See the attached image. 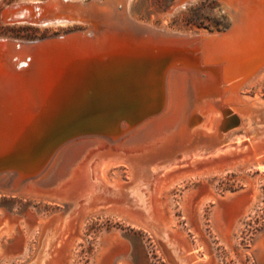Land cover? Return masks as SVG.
<instances>
[{
	"label": "rangeland",
	"instance_id": "374dc122",
	"mask_svg": "<svg viewBox=\"0 0 264 264\" xmlns=\"http://www.w3.org/2000/svg\"><path fill=\"white\" fill-rule=\"evenodd\" d=\"M90 3L97 4L105 11L114 8L126 11L138 23L146 26L190 34L188 38L172 43L194 50L196 57L201 58L203 67L211 64L218 69L222 64L212 61L221 56L207 51V42L211 40L209 35L221 36L231 31L238 11L232 0H0V43L1 39L6 38L14 41L17 49L30 50L33 47L35 57V63L30 66L33 71L26 76L27 81L23 78L29 68L20 65L7 68L0 61V135L9 134L31 121L39 108L35 101L38 92L48 98L61 93L58 97L62 111L68 109L66 113L69 114L76 112L78 105L75 108L73 105L78 103L76 97L85 79H77L80 73L68 76L73 71L68 69L70 64L77 63V60H73V54H63V57L54 55L64 43L77 45L85 38H94L90 33L91 24L85 21L87 18L79 16L84 21L77 18L78 6ZM62 4L76 6L65 10ZM47 8L55 9L59 15L64 13L70 16L72 23L45 26L25 21L20 15L21 11L31 12L32 15H38L41 11L44 14ZM108 42L113 46L120 43L128 50L135 44L131 31L112 32L109 38L98 41V44L104 45V48ZM132 50L135 49L129 52ZM209 54H212L211 57ZM29 55L27 51L23 53L28 60ZM124 55L129 56L127 53ZM207 57L209 61L205 62ZM171 71L187 74L179 69ZM178 84L177 90H182L183 83L180 81ZM245 88L238 92L248 98V103H241L240 106L255 101L261 103L260 98L264 101V82L260 87H247V92ZM238 116L239 123L229 131L228 141L232 145L231 150L239 147L235 154L224 153L223 157L201 158L199 161L194 159L182 166H174L163 174L147 175L144 180L140 175L138 180L131 183L128 191L118 196H108L109 200L118 204L127 202V207L140 216L146 217L144 213L150 215L158 230L165 231L168 240L161 241L142 228L135 229L109 217H99L87 223L83 230L78 228L80 231L76 230L74 222L71 233L60 236L59 241H53L51 259L46 263L95 264L97 256L108 248L102 257L105 264H258L253 252L256 240L264 230V158H255L253 145L258 139L264 140V124L257 126L247 116ZM212 124L214 121L210 122L209 127ZM236 156H243L241 164L237 168L226 166L227 160ZM201 173L206 174L202 179L199 176ZM156 177L162 184L169 180H182V184L170 191L164 204L154 193L157 188L152 189L151 186ZM166 178L168 180L164 181ZM103 180L110 183L119 181L120 184L130 182L129 169L119 165ZM0 183V210L17 224L16 236L2 246L0 264H26L36 254V238L40 234L35 228L41 225L40 219L42 221L63 207L24 199L5 191L2 186L6 184L5 181ZM135 198L141 199L138 205L134 204ZM150 199L154 201L152 204H149ZM107 237L112 241L105 242Z\"/></svg>",
	"mask_w": 264,
	"mask_h": 264
},
{
	"label": "bare ground",
	"instance_id": "6f19581e",
	"mask_svg": "<svg viewBox=\"0 0 264 264\" xmlns=\"http://www.w3.org/2000/svg\"><path fill=\"white\" fill-rule=\"evenodd\" d=\"M232 1V4L237 5L238 10H236L237 13H235L233 28L229 34L223 37L212 36L214 39L207 42L209 44L207 46L209 48L207 51H211L215 56H221L220 58L225 61V64L220 66L219 70L220 74H222L223 71L226 82H231L238 77H243V84L234 81L236 85V87H234L235 90L244 86H246V88L253 86L260 87L262 82H264V66L261 67V65L264 64V0ZM74 6L76 5L62 4V8L65 10ZM78 8L77 18L82 21L84 20L79 16H84L87 18L85 21H88L91 24L90 33L94 38H85V41L81 40L77 45L64 43L63 46L59 47L57 53L54 55L63 57V54L66 56H71L70 54H73L72 57H75L73 60H77V63L70 64L71 66L68 67V69H73V71L68 76L80 73V77L78 76L77 79H85L83 87H81L79 90V96L77 95L76 97L78 99V103L73 105L74 108L76 107V104L78 105L76 112L69 114L66 113L68 109H66L64 112L62 111L63 107L62 105L59 107L60 100L58 97L61 93L56 97L53 96V98H48L45 95L42 96V94L38 92L35 101L36 103L38 102L37 106H39V108L32 117L31 121H29V123L24 127L13 130L9 134L3 133L0 135V154H2L3 157L6 153L8 155V159L22 157V160L31 163L33 161L30 159H32L35 155L45 151L50 141H53L55 138H59L61 135L66 136V131L69 129V127L74 126L75 124L93 123V121L95 123V121H100L105 118L108 120L116 119L117 117L122 116L124 111L134 109L136 107L135 103L141 100L137 95L132 97L127 94L126 89L129 90V88H126L128 79L136 76L138 77L137 79L142 80V75H144V71H142L144 69L142 68L144 65H146L148 62H152V65L156 66L153 64L156 59H159L156 55L162 57V55L172 54L173 50L171 46L168 47L166 46L167 44L156 45L152 41L148 42V40H144V38H142L140 35L146 32L149 33L152 31V29L156 30V28L138 23V21H136L133 17H130L128 13H125L126 11H119L115 8L112 11H105L98 8L97 4L92 3L85 4L84 6H78ZM47 9L48 11L46 10V13L44 14L39 10L40 13L38 15H32L31 12H29V14L27 12L23 13V11H21L20 15L25 21H32L45 26H62L66 23H72V18L70 16L67 17L64 13L59 15L53 8ZM15 16L16 15H14V17ZM129 30H133L136 34L135 44L132 45V48H129V50H135L129 52V50L124 48V46H121L120 43H116L113 46L112 43L108 42L109 44L106 46L107 48H103L104 45L100 46L98 44V41L109 38V36L112 35V32H128ZM157 30L168 34L176 33L180 34L181 36H191L190 34L184 35L166 29ZM1 42L0 61L3 62L7 68L15 66L17 68L19 65L22 68H29L28 70L26 69L27 73L24 74L23 78L24 81H27L26 76L31 73V71H33V68L31 69L30 66L33 64V62L35 63L34 52L32 51L33 47H31L30 50H26V48L17 49L15 42L6 38L1 39ZM26 51L30 54L29 60L26 57H23V53ZM104 51L107 52V54L104 53ZM126 53L127 55L129 54V56H125L124 54ZM211 55L209 54L210 57ZM208 57L207 59H204L205 62L209 61ZM14 60L16 62H14ZM154 66H152L151 69ZM157 68H159V66ZM7 70L9 71V69ZM150 74V80H152V76L154 77L156 75L155 71L151 70L150 72L149 70L147 75ZM180 81L183 83V85L182 90L179 89V91L177 90V84ZM179 85L180 84H178V87ZM248 88L246 92L248 91ZM166 94L168 103L165 109L161 113L146 120L136 132V134L123 145H139L155 138L156 136L163 135L164 133L174 129L180 123L191 102H202V98L200 97L201 95L197 94L195 89L191 87L189 88V76L187 74H180L175 71H170L168 73L166 79ZM247 99L248 98L244 96H240L239 92L238 96L230 95L229 101L231 105L229 106H231V108L240 109L241 112L247 113L249 118L257 117L255 120L258 118L260 120L264 119V103L262 102V99H259L261 103L256 102L257 105L248 104L240 106V102H245ZM246 103H248V101ZM205 105V103L202 104L203 107ZM229 106L225 107L230 108ZM205 111L208 112L209 109H206ZM211 121L212 120L210 119L209 124ZM213 121L215 123V120ZM217 125L219 129L221 123L218 122ZM213 128L214 124L210 125L209 130H212ZM70 141L72 142L67 146L65 145L63 149L58 150V152L55 154L48 170L40 179L39 185L48 187L55 184L58 180L66 175V172L70 167L76 164V162L80 160L87 151H89L91 146L101 144L100 141L93 140L91 138H80L77 141L72 139ZM255 145L258 146V148H261V144L258 142ZM257 152L258 151L256 150V155ZM263 158L259 159L261 160ZM198 159L201 158H195L196 161H199ZM118 168V164L108 163L102 168L100 174L103 179H107L109 175H111V172ZM204 175L206 174H199L201 179ZM20 178L21 176H19V174L14 175L13 173L5 172L4 174L0 175V182L5 181L6 183V181H10L12 186H16L19 184L18 182H20ZM166 180L168 179L166 178L164 181ZM173 180L175 179L173 178ZM181 181L180 178L176 181L169 180V182L166 181V183H163V185L159 187L158 192L157 189L154 190L155 195L157 193L158 197H160L162 204H164L163 201L170 191L182 184ZM8 182L6 184L4 183L5 185L2 186L5 187ZM92 190L94 189L92 188ZM17 196L24 199H30L35 202L52 204L49 201L47 202L43 199L34 198L25 194H18ZM149 201L151 202H149V204L154 202L153 199H150ZM140 202V198H135V205H138ZM66 204L67 207H65L64 212L67 215L74 208V204H72V201H68ZM105 206V204H102L101 206L90 209L88 212L75 218H57L55 221L47 225L42 231V236H45V238L41 243H39V251L33 258L31 264H47L46 262L51 259L49 257L51 256L50 251L54 246L53 241H59L60 236H66V234L71 233L73 230L71 229V225L74 222H76L75 227H77L76 230L78 231L81 229L83 230L87 223L94 219H98L99 217H109L135 229L142 228L140 223L134 219L135 217L133 212L128 207H124L122 209L114 207L103 208ZM11 219L12 218L8 217L7 215H4L5 227L0 230V252L3 244L8 239L16 236L17 234V224H15ZM40 222L42 223L41 219ZM40 226L41 225L35 228L36 232L37 230H40ZM158 233L163 234L164 237L166 236L165 231H158ZM165 238L168 240L167 237ZM110 240L112 241L110 237H107L105 242L108 243ZM57 244H59V242ZM260 244L262 245V243H256L254 251L258 257L260 256L262 258L264 264V252L262 249H260ZM107 249L108 248H105L101 254L98 253L99 255L97 256L95 264H105L103 263L105 258L103 259L102 257H104L103 254Z\"/></svg>",
	"mask_w": 264,
	"mask_h": 264
},
{
	"label": "water",
	"instance_id": "95a60500",
	"mask_svg": "<svg viewBox=\"0 0 264 264\" xmlns=\"http://www.w3.org/2000/svg\"><path fill=\"white\" fill-rule=\"evenodd\" d=\"M129 31L132 32V38L136 40L135 32L133 30ZM229 33L230 31L225 35ZM225 35L216 37H223ZM140 36L144 40H148V42H155L156 45L167 44L166 46H171L173 51L172 54L162 55V57L156 55L159 58L153 62L156 66L152 65V62L144 65L142 68L144 69L142 70L144 71L142 80L137 79L138 77L136 76L128 79L126 88H129V90L126 89L127 94L132 97L137 95L141 100L135 103L136 107L134 109L124 111V114L116 119L108 120L105 118L95 121V123L93 121V123L75 124L69 127L66 131V136L61 135L59 138L50 141L45 151L30 159L33 161L31 163L22 160V157L8 159L6 153L4 157L0 154V175L10 172L21 176V180L16 186H12L9 181L3 187L5 191L16 195L25 194L47 202L49 201L54 205L63 206L62 210H56L42 220L39 230L40 236L36 238L38 245L35 256L39 251V243L45 238V236H42L43 229L57 218H62V214L66 219H71L102 204H105L107 207L122 209L129 204L127 202L126 204H118L114 200H109L108 196H118L128 191L131 183L138 180V176L141 175V178L144 180L147 175L157 176L163 174L170 168L182 166L187 161L190 162L196 157L203 159L223 157L224 153L227 155L235 154L234 151H237L239 148L237 146L234 151L231 150L232 145L228 144L229 131L239 123L238 114L247 116V113L244 114L240 109L231 108L229 106L231 105L229 96H238V90L246 87L243 85L244 87L237 90L234 88L236 87V81L244 83L243 77L226 82L223 71L220 74V70L211 64L203 67L201 58L196 57L194 50L172 43L182 38H188V36H181L176 33L168 34L157 29H152L151 32H146ZM212 36L209 35L211 40L214 39ZM157 38L162 40L157 42ZM166 40L171 43H168ZM212 62H218L222 66L225 64V61L220 57H217ZM152 66L154 67L151 69ZM158 66L159 68H157ZM263 66L264 64L261 65V67ZM173 69H179L187 73L189 76V88L195 89L197 94L201 95L202 102H191L180 123L163 135L156 136L139 145H123L136 134L146 120L165 109L168 103L166 79L168 73ZM149 70L150 72L151 70L155 71L156 74L154 77L152 76V80H150L151 74L147 75ZM245 102L242 101L240 104ZM256 102L258 101L252 104H256ZM262 102L264 103V101ZM204 103L206 105L203 107L202 104ZM225 106H229L230 108ZM206 109H209V111L206 112ZM256 118L252 117L249 119L253 120L257 126L264 124V119L260 120L258 118L259 120H255ZM210 119L212 121L215 120L212 130H209ZM218 122L221 123L219 129ZM80 138H91L100 141L101 144L91 146L89 151L76 164L70 167L66 175L55 184L48 187L39 185L40 179L48 170L57 150L70 140ZM263 142L264 140L258 139L261 148L253 145L255 148L253 152L255 158L256 156H259V158L264 157ZM256 150L258 151L257 155L255 154ZM242 161L243 156H236L228 159L226 166L237 168ZM108 163L127 166L130 172V182L122 184L119 181L105 182L100 172L105 164ZM161 185H163L162 181L158 180L157 177L151 183L152 189L157 188V192ZM156 196H158L157 193ZM68 201H72L74 208L66 215L64 209L67 207L66 202ZM133 215L134 219L140 223L142 229L152 233L161 241L166 240V236L164 237L163 234L158 233V226L150 215L148 216L144 213L146 216L144 217L134 212ZM4 227V215L0 210V230ZM257 242L262 243V245L260 244V249L264 252V230L258 236ZM253 255L258 264H263L262 258L258 257L255 251ZM35 256L31 257L26 264H31Z\"/></svg>",
	"mask_w": 264,
	"mask_h": 264
}]
</instances>
